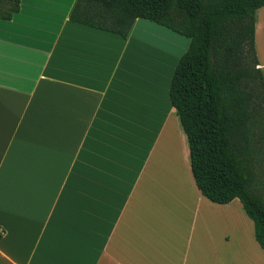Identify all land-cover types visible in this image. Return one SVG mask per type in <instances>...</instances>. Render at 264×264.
<instances>
[{
  "label": "crops",
  "instance_id": "crops-1",
  "mask_svg": "<svg viewBox=\"0 0 264 264\" xmlns=\"http://www.w3.org/2000/svg\"><path fill=\"white\" fill-rule=\"evenodd\" d=\"M75 1L0 20V264H264L240 201L194 183L171 65L136 62V31L168 32L79 25ZM255 50L264 76V6Z\"/></svg>",
  "mask_w": 264,
  "mask_h": 264
},
{
  "label": "trees",
  "instance_id": "trees-1",
  "mask_svg": "<svg viewBox=\"0 0 264 264\" xmlns=\"http://www.w3.org/2000/svg\"><path fill=\"white\" fill-rule=\"evenodd\" d=\"M20 0H0V20ZM264 0H76L73 23L126 39L137 19L188 40L169 100L186 135L190 171L212 203L238 199L264 252V76L255 11Z\"/></svg>",
  "mask_w": 264,
  "mask_h": 264
},
{
  "label": "rangeland",
  "instance_id": "rangeland-1",
  "mask_svg": "<svg viewBox=\"0 0 264 264\" xmlns=\"http://www.w3.org/2000/svg\"><path fill=\"white\" fill-rule=\"evenodd\" d=\"M150 24L154 25V23ZM155 26L166 30L168 33L165 34L161 31L153 33L146 29V31H136L134 34L132 42L133 52L136 54V62H139V64L143 62L157 64L159 69H168L171 65L172 75L178 58L187 49L188 40L165 27L157 24ZM164 58H167V60Z\"/></svg>",
  "mask_w": 264,
  "mask_h": 264
}]
</instances>
